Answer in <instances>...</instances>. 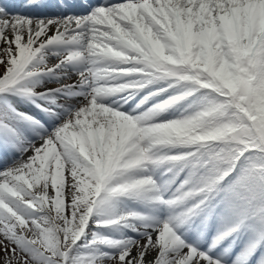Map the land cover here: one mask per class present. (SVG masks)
<instances>
[{"label": "snow or ice", "instance_id": "1", "mask_svg": "<svg viewBox=\"0 0 264 264\" xmlns=\"http://www.w3.org/2000/svg\"><path fill=\"white\" fill-rule=\"evenodd\" d=\"M0 152V264H264V0H0Z\"/></svg>", "mask_w": 264, "mask_h": 264}, {"label": "rangeland", "instance_id": "2", "mask_svg": "<svg viewBox=\"0 0 264 264\" xmlns=\"http://www.w3.org/2000/svg\"><path fill=\"white\" fill-rule=\"evenodd\" d=\"M11 159H12L11 154H9L7 157H5V155L2 152H0V167L4 166L5 160H8L10 162ZM2 255L3 254L0 253V257H2ZM146 259H152V256H148V257H146Z\"/></svg>", "mask_w": 264, "mask_h": 264}, {"label": "bare ground", "instance_id": "3", "mask_svg": "<svg viewBox=\"0 0 264 264\" xmlns=\"http://www.w3.org/2000/svg\"><path fill=\"white\" fill-rule=\"evenodd\" d=\"M13 2H19V0H13Z\"/></svg>", "mask_w": 264, "mask_h": 264}]
</instances>
